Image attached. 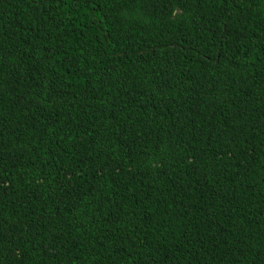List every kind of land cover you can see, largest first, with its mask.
Here are the masks:
<instances>
[{"label":"trees","instance_id":"trees-1","mask_svg":"<svg viewBox=\"0 0 264 264\" xmlns=\"http://www.w3.org/2000/svg\"><path fill=\"white\" fill-rule=\"evenodd\" d=\"M0 264H264V0H0Z\"/></svg>","mask_w":264,"mask_h":264}]
</instances>
